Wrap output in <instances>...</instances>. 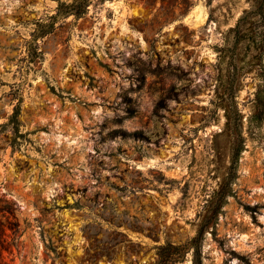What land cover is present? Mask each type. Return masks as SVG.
Wrapping results in <instances>:
<instances>
[{
	"label": "rangeland",
	"instance_id": "rangeland-1",
	"mask_svg": "<svg viewBox=\"0 0 264 264\" xmlns=\"http://www.w3.org/2000/svg\"><path fill=\"white\" fill-rule=\"evenodd\" d=\"M261 73L264 0H0V260L264 264Z\"/></svg>",
	"mask_w": 264,
	"mask_h": 264
},
{
	"label": "trees",
	"instance_id": "trees-1",
	"mask_svg": "<svg viewBox=\"0 0 264 264\" xmlns=\"http://www.w3.org/2000/svg\"><path fill=\"white\" fill-rule=\"evenodd\" d=\"M74 2H77L83 6H87L89 3V0H74ZM253 12V11H251ZM250 13V12H247ZM80 14V12L76 13ZM262 79L258 84V88L256 91V104L255 107L251 113L250 121H263L264 120V74L261 73ZM228 121H227V128L231 131H234L237 133V135H241L240 133V127L237 125L232 126L231 124V118L229 115H227ZM242 121V118H241ZM241 149H237L235 154L236 157L240 155ZM229 182H222L220 185L219 193L222 192L221 198L222 200L226 199L229 195ZM220 209V206L215 208V214L218 213ZM210 226L208 221H202L198 228L197 235L192 238L191 241L186 242L182 245H175L171 242H167L163 245H160L158 247V260L156 264H169L171 262L178 261L179 258H181L187 251L194 249V251L197 250V242L200 240L201 236L204 234V231L206 227ZM172 252H176L173 254ZM0 264H4L0 260Z\"/></svg>",
	"mask_w": 264,
	"mask_h": 264
}]
</instances>
